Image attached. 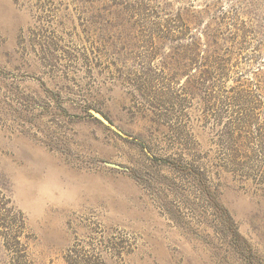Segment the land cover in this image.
<instances>
[{
	"label": "rangeland",
	"instance_id": "1",
	"mask_svg": "<svg viewBox=\"0 0 264 264\" xmlns=\"http://www.w3.org/2000/svg\"><path fill=\"white\" fill-rule=\"evenodd\" d=\"M0 264H264V0H0Z\"/></svg>",
	"mask_w": 264,
	"mask_h": 264
},
{
	"label": "trees",
	"instance_id": "2",
	"mask_svg": "<svg viewBox=\"0 0 264 264\" xmlns=\"http://www.w3.org/2000/svg\"><path fill=\"white\" fill-rule=\"evenodd\" d=\"M179 171H182V172H185L188 174H193V176H195L196 178L199 179V174L197 173L196 168H194V167H191V166H188L185 164V165H182L181 167H179ZM199 184L202 185V187H204V185L201 182H199ZM231 234L234 238L237 237L235 232L231 231Z\"/></svg>",
	"mask_w": 264,
	"mask_h": 264
},
{
	"label": "water",
	"instance_id": "3",
	"mask_svg": "<svg viewBox=\"0 0 264 264\" xmlns=\"http://www.w3.org/2000/svg\"><path fill=\"white\" fill-rule=\"evenodd\" d=\"M89 113H90V115H91L94 119L98 120V121L101 122L103 125L110 127L112 130H114V131H116L117 133H119L120 135H122L119 131H117L116 128L111 127V126L109 125L108 121H107V120H106V119H105L100 113H98V112H96V111H93V110H90Z\"/></svg>",
	"mask_w": 264,
	"mask_h": 264
}]
</instances>
